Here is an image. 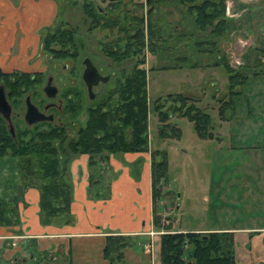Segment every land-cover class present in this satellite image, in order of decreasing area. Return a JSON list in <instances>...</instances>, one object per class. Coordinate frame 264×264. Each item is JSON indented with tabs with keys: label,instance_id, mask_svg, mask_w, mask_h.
Here are the masks:
<instances>
[{
	"label": "trees",
	"instance_id": "16d2710c",
	"mask_svg": "<svg viewBox=\"0 0 264 264\" xmlns=\"http://www.w3.org/2000/svg\"><path fill=\"white\" fill-rule=\"evenodd\" d=\"M164 1L145 0L148 6L146 14L143 17L134 15L132 18L141 29L143 48L159 57L164 55L167 58V51L170 52L168 55H171V52L178 51L183 46L186 50L190 48L193 56L196 54L212 57V62L204 66L223 67L229 78V93H240L238 86L242 87L248 78L242 69L252 65L248 54L245 53L244 67L233 65L222 46V42L240 26L227 18V0H172L176 2L175 7L182 8L179 10L182 17L175 25L167 22L159 24L152 19L154 10ZM91 7V3L85 2L84 12L88 18H96L91 14ZM126 18H129L128 14ZM119 19L121 16L114 19L113 25H117ZM142 25L144 27H141ZM73 42V33L67 29L48 32L42 37L43 49L53 53L58 59L70 56L68 53L73 48ZM56 44L60 50L55 49ZM193 56L190 57L188 52L183 51L176 58L178 63L162 65L159 69L184 66L201 68L198 58L197 61L191 60ZM117 58L115 57V60ZM256 58H259L258 54ZM147 75L145 68L134 69L125 77L123 83L108 89L88 108L87 118L83 123L72 126L67 121L66 126H70L72 136L63 130L39 128H17L12 135L7 122L0 116V159L13 158L16 171V181L4 185L5 189L0 190V226H14L20 223L17 203L23 200V194L29 188L39 191V215L43 225L56 224L63 220L65 223H71L73 183L70 165L82 154L88 155V196L102 200L110 197V184L114 175L107 173L108 167L104 165L109 155L149 150L151 108ZM36 83H40L39 75L21 71L3 72L0 68V84L6 88L8 97L16 104L20 102L23 93L34 88L33 84ZM66 93L74 94L72 91ZM68 99L70 100L66 102L65 115L67 114L68 120H75L82 103L73 104L72 97ZM164 100L171 102L168 108H164L166 102L161 98H157L153 103L158 117L159 139L177 138L180 135V128L169 122L170 112L186 117L201 138H216L211 115L196 105L198 99L176 93L168 94ZM220 104V119L230 120L233 111L227 113L231 108L229 101L222 98ZM149 151L152 223L154 229L161 232L160 264H236L235 240L231 230L183 233L175 232L172 224L161 223L157 207L158 201L166 194L162 193V187L168 181L167 152L161 149ZM134 241V237L130 235L109 234L106 236L103 256L111 264L119 263L123 260L124 250ZM41 260L45 259L37 257V262L40 263Z\"/></svg>",
	"mask_w": 264,
	"mask_h": 264
},
{
	"label": "rangeland",
	"instance_id": "374dc122",
	"mask_svg": "<svg viewBox=\"0 0 264 264\" xmlns=\"http://www.w3.org/2000/svg\"><path fill=\"white\" fill-rule=\"evenodd\" d=\"M88 1L59 0L57 19L49 30L54 32L66 23L74 25L82 19L87 20L82 9L83 4ZM242 1L249 5L254 0ZM129 2L122 0L117 9L123 8L122 5L126 8L125 3L131 6ZM98 4L105 6L107 1ZM175 6L176 2L165 0L155 9L152 19L159 24L171 20L172 25H175L182 17L179 13L181 7L178 9ZM134 10L138 12L136 7ZM168 11L169 14H166ZM262 11L264 10L259 12ZM250 13L256 16L254 11ZM249 20L255 21V18ZM263 24L264 21L259 23V27H249L246 22L242 23L231 38L229 36L222 42L229 60L232 59V52L242 62H245L244 53L250 55L252 66L242 69L248 78L242 87L238 86L241 91L238 94L229 93V78L223 67L204 66L209 64L210 58L196 54L193 56L190 48L186 50L181 46L178 51L167 55L169 59L145 52L146 68L174 65L178 63L176 58L183 51L194 57L192 61H197L198 58L201 64V68L184 66L148 71L147 90L151 103L148 131L152 137L150 146L166 151L168 160V181L162 187V193L166 194L158 201L157 207L161 223L172 224V227L174 224L176 228L183 230L226 228L231 231L237 229L234 231L239 232L257 226L261 229L251 230L255 232L253 234L239 233L234 241L240 252L244 247H250L249 264L264 263V42L260 41L259 35L263 31ZM238 38L247 40L248 45L241 49L236 43ZM85 42L91 44V47L95 45V40ZM61 63L70 66V62ZM58 71L62 73L60 66ZM176 93L198 99L196 105L211 115L216 138H201L186 117L172 112L169 122L180 128L179 137L158 138V117L153 109V102L161 98L166 102L164 108H168L171 102L164 99L168 94ZM222 98L230 103L231 108L227 113L233 111L227 121L221 120L219 116ZM12 159H0V189H5L4 185L16 181ZM208 231L210 230L202 232ZM238 259L239 264H244L243 260Z\"/></svg>",
	"mask_w": 264,
	"mask_h": 264
},
{
	"label": "crops",
	"instance_id": "0c3cea01",
	"mask_svg": "<svg viewBox=\"0 0 264 264\" xmlns=\"http://www.w3.org/2000/svg\"><path fill=\"white\" fill-rule=\"evenodd\" d=\"M59 7V0H0V68L3 72L43 69L42 37L55 23ZM226 9L227 18L240 26L246 22L249 27H259L264 21V11L259 12L264 10V0H254L249 5L242 0H227ZM262 29L259 35L260 41L264 42V24ZM235 31L238 30L233 33ZM236 43L241 49L248 45V41L241 38L236 39ZM209 58L211 63L212 57ZM230 61L244 67V62L234 52ZM87 161L88 156L82 154L70 165L73 183L71 223L63 220L43 225L39 215V191L29 188L24 192L23 200L17 203L20 223L0 226V264H38L37 257L45 259L40 264H111L103 256L109 234L130 235L135 240L124 250L123 260L116 264H160L161 232L156 231L152 223L150 152L109 157L107 173L114 177L110 184L111 195L106 200L93 199L87 194L90 173ZM173 229L183 233L213 230H183L174 224ZM257 229L261 228H246L243 232L233 229L234 240L239 233L253 234L255 232L251 230ZM243 249L240 252L235 246L236 264H239L238 258L244 264L250 263V247Z\"/></svg>",
	"mask_w": 264,
	"mask_h": 264
},
{
	"label": "flooded vegetation",
	"instance_id": "af4514ba",
	"mask_svg": "<svg viewBox=\"0 0 264 264\" xmlns=\"http://www.w3.org/2000/svg\"><path fill=\"white\" fill-rule=\"evenodd\" d=\"M106 1L107 4L105 6L98 4L100 2L105 3ZM124 1L125 0H123V2ZM168 1L171 0H167V2ZM127 2L131 3V6H128L126 5L127 3H125L126 8L121 4L123 8L117 9L118 4L122 3V0H89L86 3L92 4V7L90 8L92 10L91 14L96 16V18H88L84 9H82L87 20L82 19L74 25L66 23V25H61L56 28L54 32L58 29H67L73 33V48H71V51L68 53L70 56L65 57L64 59L55 58L53 53L45 51L41 42L40 54L44 67L42 70L26 72L31 75H39L40 83L33 84V86H35L34 88L23 93L18 104L8 97V91L2 84H0L4 87L7 101L11 107L10 121H7L1 115L0 116L7 122L12 135L15 134L14 130L17 128L28 130L39 128V130H63L67 135L72 136L73 132L70 130V126H66L67 121H69L72 126H75L79 122L83 123L87 118L86 112L88 108L93 105L98 98L105 94L108 89L116 88L123 83L125 77L130 75L134 69L145 68L148 74V71L151 69L146 68L145 66V52L150 53L151 56L153 55L158 58L159 56L149 52L147 48H143L142 34H140L141 29L138 27L137 21L132 19L134 15L143 17V13L146 14L148 6L146 5L145 0H127ZM135 7L138 9V12H135ZM144 8H146V11L143 12ZM165 13L169 14V11ZM165 13H163V15H166ZM127 14L129 18H126ZM119 16H121V19L118 20V24L113 25L114 23L112 22L114 19H117ZM166 22L172 23L171 20ZM141 27L144 26L142 25ZM49 28L50 27L47 28L46 33L51 31ZM54 32L51 31L50 33ZM111 33L114 35H111ZM89 40H95V45H93V47L90 46L91 44L88 45V43L85 42H89ZM55 49L60 50L57 44L55 45ZM111 53L115 55L112 56ZM169 53L170 52L167 51L166 56ZM115 57L118 58L115 60ZM63 61L70 62V66L62 64L61 62ZM86 62H91L97 69L99 75L105 78V80L99 79L97 83L92 85L93 98H90L87 83L83 79ZM59 66L62 69V73L58 71ZM52 70L53 72L51 73ZM14 71L19 72L21 70ZM48 83L57 89L54 96H49L45 91ZM70 91L74 94L66 93ZM71 97L73 99V104L79 102L82 103V108L75 120H68L67 114L65 115L66 102L67 100H70L68 98ZM27 98H29L30 102L37 109V118L39 116L50 118L38 121L35 120V122L31 124L28 123L25 117L27 111ZM10 126L13 127V133ZM151 139L152 137H150L148 131L149 150L155 149L150 146ZM149 150L148 152H150ZM110 156L111 155H109V157ZM107 161L104 163L106 166H108ZM35 259L37 260V258ZM38 264L40 263L38 262Z\"/></svg>",
	"mask_w": 264,
	"mask_h": 264
},
{
	"label": "water",
	"instance_id": "95a60500",
	"mask_svg": "<svg viewBox=\"0 0 264 264\" xmlns=\"http://www.w3.org/2000/svg\"><path fill=\"white\" fill-rule=\"evenodd\" d=\"M83 79L87 83L88 86V92L90 98H93V93H92V85L97 83L99 79L105 80L103 76H100L99 73L97 72V69L93 66L91 62H86V69L83 73ZM45 91L49 96H54L55 93L57 92V89L52 86L51 84H47ZM27 103V111H26V120L28 123H33L35 120H44V119H49L50 117H43L39 116L38 118V111L35 108V106L30 102L29 98L26 100ZM10 113H11V107L9 102L7 101L6 98V93L4 91V87L0 85V115L5 118L7 121H10ZM10 129L13 133V127L10 126Z\"/></svg>",
	"mask_w": 264,
	"mask_h": 264
}]
</instances>
